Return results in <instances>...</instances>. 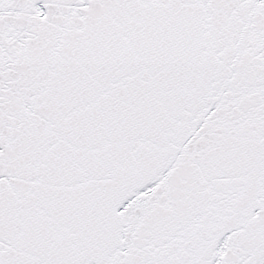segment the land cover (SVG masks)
I'll return each instance as SVG.
<instances>
[{
	"label": "snow or ice",
	"instance_id": "obj_1",
	"mask_svg": "<svg viewBox=\"0 0 264 264\" xmlns=\"http://www.w3.org/2000/svg\"><path fill=\"white\" fill-rule=\"evenodd\" d=\"M0 264H264V0H0Z\"/></svg>",
	"mask_w": 264,
	"mask_h": 264
}]
</instances>
